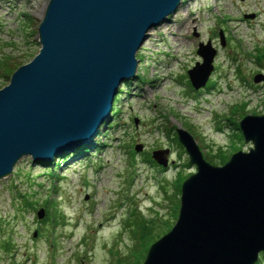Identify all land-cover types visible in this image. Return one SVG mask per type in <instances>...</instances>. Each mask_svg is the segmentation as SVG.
<instances>
[{
    "label": "rangeland",
    "instance_id": "obj_1",
    "mask_svg": "<svg viewBox=\"0 0 264 264\" xmlns=\"http://www.w3.org/2000/svg\"><path fill=\"white\" fill-rule=\"evenodd\" d=\"M49 1L0 0V88L39 52ZM209 40L214 69L196 90L188 70L202 62L199 44ZM136 57L119 114H111L112 102L90 142L38 161L24 156L0 179V264H142L174 225L182 182L197 170L172 140L177 128L214 165L252 147L236 125L264 114V0H183ZM82 146L89 151L52 164ZM159 149H169L166 167L147 161Z\"/></svg>",
    "mask_w": 264,
    "mask_h": 264
},
{
    "label": "water",
    "instance_id": "obj_2",
    "mask_svg": "<svg viewBox=\"0 0 264 264\" xmlns=\"http://www.w3.org/2000/svg\"><path fill=\"white\" fill-rule=\"evenodd\" d=\"M182 1L50 0L38 26L39 52L0 88V179L24 156L38 161L90 142L120 84L135 76L137 52L150 30ZM197 52L202 62L188 70L196 90L214 69L216 49L209 40ZM239 128L253 145L222 165L207 161L193 136L177 128L189 164L197 170L181 185L174 225L150 245L142 264L259 261L264 252V114L243 116ZM168 152L154 150L152 158L166 167ZM43 215L39 210L38 218Z\"/></svg>",
    "mask_w": 264,
    "mask_h": 264
},
{
    "label": "trees",
    "instance_id": "obj_3",
    "mask_svg": "<svg viewBox=\"0 0 264 264\" xmlns=\"http://www.w3.org/2000/svg\"><path fill=\"white\" fill-rule=\"evenodd\" d=\"M129 84H128V82H123L122 84H121V86L119 87V91H118V93H117V95L115 96V98H114V100H113V107H112V110H111V114L112 115H118L119 114V112H120V108L119 107H117L116 105L118 104V102L120 101V96L122 95V92L124 91V89H125V87H127ZM103 127V125L101 126V128ZM100 128V129H101ZM236 129H238L240 132L237 134L238 136H239V138L240 139H243V135H242V132H241V130H240V128H239V125H236ZM98 133V132H97ZM95 142V144L97 145L98 144V140L97 139H93ZM179 147H180V149H182V151L184 152L185 151V149H184V147L181 145V143L179 142V140H178V136H177V134H175V137H174V139H172ZM84 149V150H83ZM86 148L84 147V146H82L81 147V150L82 151H78V152H73V153H71L70 155H68V156H59V157H57V158H55V159H53V162H52V164L53 165H55V166H61V164H63V163H65L69 158H71L74 154H80V153H85V152H87V151H89V149H87V150H85ZM216 157H217V155H216ZM218 158H220V162L219 163H221V164H223V163H225L226 161H228V159H229V157H228V155L227 156H225V157H218ZM147 161L149 162V163H151L152 165H154V166H156L157 164L155 163V161L149 156L148 158H147ZM180 182H182V180L184 179V176H182V175H180ZM180 188V187H179ZM180 190V189H179ZM177 214H178V207H177V210H176V218H177ZM44 222H46V221H48V218H46V219H44L43 220ZM144 223H146V220L144 219ZM135 233V232H134ZM136 234V233H135ZM136 237H137V235H136ZM263 255H264V252H263ZM261 264H264V256H263V260H262V262H261Z\"/></svg>",
    "mask_w": 264,
    "mask_h": 264
},
{
    "label": "bare ground",
    "instance_id": "obj_4",
    "mask_svg": "<svg viewBox=\"0 0 264 264\" xmlns=\"http://www.w3.org/2000/svg\"><path fill=\"white\" fill-rule=\"evenodd\" d=\"M206 86V85H205ZM205 86H203V87H205Z\"/></svg>",
    "mask_w": 264,
    "mask_h": 264
}]
</instances>
